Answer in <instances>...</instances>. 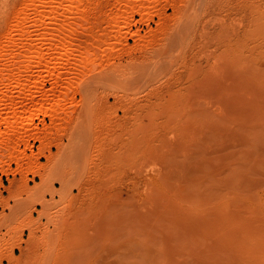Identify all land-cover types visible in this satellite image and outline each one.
Instances as JSON below:
<instances>
[{
    "label": "rangeland",
    "instance_id": "374dc122",
    "mask_svg": "<svg viewBox=\"0 0 264 264\" xmlns=\"http://www.w3.org/2000/svg\"><path fill=\"white\" fill-rule=\"evenodd\" d=\"M85 2L93 33L83 34L99 38V45L90 48L91 64L107 67L113 56L126 63L127 51L133 47L136 62L124 72L137 71L142 67L140 52L149 44V84L163 85V90L141 108L149 86H132L126 75L89 99L82 97L84 82L74 83L70 92L62 87L56 98H43L39 94L50 86L46 81L43 90L34 88L33 98L15 103L6 100L0 88V264H264V257L260 260L256 253L257 248L264 252L260 238L264 235L260 223L264 221V69L255 75L251 34L234 33L239 16L224 0L208 14H202L203 0ZM29 3L0 0V48L9 46L11 24ZM27 19L30 33L38 24ZM196 24L204 27L196 29ZM173 29L178 32L171 33ZM44 79L52 78L46 74ZM113 89L117 101L110 96ZM101 96L109 98V105L85 114L83 107ZM225 97L230 98L228 105L222 102ZM207 101L218 113L228 106L223 107L227 116L223 111L221 115L231 120L232 124L226 121L230 127L246 115V128H231L227 135L216 128L217 139L196 141L199 137L194 138L190 121L201 102ZM228 113L233 114L231 119ZM240 131L254 136L249 141ZM225 144L230 147L227 159ZM213 155L222 162L217 159V164V157L210 160ZM223 166L233 169L232 174ZM224 177L234 182L223 187ZM207 184L223 189H207ZM253 197L261 203L250 202ZM227 198L232 203L228 210L237 213H229L231 218L227 210L216 207Z\"/></svg>",
    "mask_w": 264,
    "mask_h": 264
},
{
    "label": "bare ground",
    "instance_id": "6f19581e",
    "mask_svg": "<svg viewBox=\"0 0 264 264\" xmlns=\"http://www.w3.org/2000/svg\"><path fill=\"white\" fill-rule=\"evenodd\" d=\"M85 1L86 0H31V3L27 4V7H25V9H22L18 13V15L16 16V18L13 21V24H11L12 25V28H11L12 31H10V33H8V35H7V42H8V45L10 46V47L8 46L9 49L7 47V44L2 45L0 48V51H1V56H0V88H2L3 92L6 93V95L3 94V96L5 97L6 100H11L14 103L16 100H21V101L22 100H29L35 96L34 95V88L38 89V90H43V87H44L46 81L50 82V86L47 89L43 90L42 94H39L40 97L56 98L60 95V93L62 91V87H65L66 91L70 92V90L73 89L74 83L84 82L86 86L83 88L82 97L89 99L93 96L94 97L97 96L100 93L99 91L101 89L115 85L123 75H126V77H128V80L130 81V84L132 86L139 85V84H140V87H142V88H146L149 86L146 89L145 94L141 98L142 102L139 103V106L141 108H146L149 102H151L153 99H156L157 97H159L161 91L163 90V85H158L156 88L150 87L151 84H149V83H150L151 79H149V77L147 76V73H146V70H147L146 65L151 61V58H152L151 57L152 50L150 49L149 44L145 45L144 48L140 52V54L142 56L141 57V59H142L141 66L142 67L138 68L137 71H133V72L131 71L130 73L124 72L125 69H128L131 65H133L136 62V55L133 54V53H135V52H133V50H134L133 47H131L127 51L128 57H127L126 63H123V64L119 63L118 61H116L115 56H113L112 61L109 63V65L107 67H103V66L97 67L94 64H91V63H94V61L91 58L90 48H92L94 46L97 47L99 45L97 43L99 38H97L95 35H93L91 37H87L86 35L83 34V33H93L92 27H91V24H90L89 18H88V16H90L89 15L90 13H88L89 11L87 12V4ZM220 1L222 2L223 0H203L204 8L202 9V11H203L202 14L205 11H206L205 14H208L207 11L214 9V8H211V7H213V5L214 6L218 5V4L220 5ZM224 1H228L229 6H230V12L239 16V22L237 24V28L235 29L234 33H250L251 34V39L253 40L252 45L250 47L251 54H252L251 58H252V61H254L257 65L256 69H255V75L259 76L262 72V69H264V0H224ZM27 18H31V20H33L34 23L38 24L37 28L36 29L32 28L33 31H30V33H27L29 31V29H27L25 26V24H26L25 21L28 20ZM114 23H117V17L114 19ZM114 25H116V24H114ZM195 26H196V29L197 28L199 29L200 27H204V24H201L199 26H198V24H196ZM80 27H81V29L78 31V29ZM13 30H15V31L13 32ZM177 32H178V30L175 31V29H173L171 31V33H177ZM12 33H14V34L16 33V35H12ZM111 47H114V46L111 45ZM46 74L51 76L52 79L45 80L44 75H46ZM76 78L78 80H76ZM15 88H19V92H15L14 91ZM131 88H133V87H131ZM259 90L261 92V87H259V88L257 87L255 89L256 92L257 91L259 92ZM256 92L254 94L258 93V92L257 93ZM110 96L113 97L114 101L118 100V95H117L116 90L113 89L112 92L110 93ZM0 98H1V95H0ZM225 99L226 100H224L222 102H225L226 103L225 105H228L230 98L225 97ZM94 101H95V104L90 102V103H88V105L86 107H83L85 114L88 115V113L91 112V109H95V108L102 109V108H105L109 105V98L106 96H101L100 98H96V100H94ZM22 102H24V101H22ZM209 102L208 101L207 102H201V105H199L196 108V112L191 118L190 122H191V126H192V131L195 133V134L193 133L195 135L194 138L197 136L199 137V138H195L196 141H200V137H201L200 142H201V144H204L203 143V142H205L204 140H206V141L208 140L205 138H210V139L216 138L217 139V135H216V131H215L216 128H218L219 130L221 129L223 132H225V130H226L225 135H227L228 134L227 132H229V131L232 132L231 128L232 129L236 128L237 130L241 129L242 131H243V129L246 128L245 126L249 123V121L247 123V116L246 115H245L246 117L244 116V118H246V120L239 116L238 118H240V119L238 120V122L233 127H230L229 125H227V122L229 123L231 120L227 121V117H226L227 114L224 113V109H223V107L225 105H223V107L221 108L222 109L221 112L223 111L222 112L223 116H224V114L226 115L225 117H223L221 115V112L220 113L216 112L217 109H214V107L212 106V103L211 102L209 103ZM239 105H241V103ZM245 105L246 104L241 105V107L244 106V108H246L247 105H246V107H245ZM225 107H228V106H225ZM25 108L26 107L23 106V110ZM217 108L220 111V106H217ZM244 108L241 110L239 109L241 112L240 113L241 115L243 112L242 110H244ZM83 109L79 113L80 116L84 115V114H82V113H84ZM227 109L228 110L230 109V112H231L232 108H227ZM18 112H20V110L16 111V113H18ZM232 112H234V114H238L237 113L238 111L236 112V111L232 110ZM231 113L230 114L228 113L229 117H230V115H233ZM229 119H231V117ZM112 124H113V122H112ZM229 124H232V123H229ZM228 126L230 127L229 129H228ZM249 126H250L249 128H251L252 125H249ZM254 128L252 127V129H254ZM247 130H248V128H247ZM247 130L245 132L250 133V130L249 131H247ZM259 130H261V129H259ZM242 131H240V132H242ZM256 132H258V131H256ZM262 132H264V131H262ZM262 132H261V134H262ZM199 133H202V135L204 134L206 137L203 136V138H204L203 139L202 135ZM248 133H246V135ZM243 134L245 135V133H243ZM261 134H260V136H262ZM199 135H201V136H199ZM244 135L242 137H244ZM246 135H245V137H246ZM248 136L249 135H247V137ZM252 136H254V135H251L250 137L252 138ZM258 136H259V134H258ZM242 137L241 138L239 137L238 139L241 140ZM250 137H248V140ZM230 138L231 137H229V139ZM232 138H234V136ZM253 138H255V137H253ZM197 139H199V140H197ZM257 139L259 140V138H256L254 141H256ZM248 140L246 138V141H248ZM244 141H245V139H244ZM17 142L18 141H15V143H17ZM241 142H242V140H241ZM196 143H198V142H196ZM227 143H229V142H227ZM232 143H234V142H232ZM198 144L200 145V143H198ZM198 144H195V145H198ZM226 145L227 144H225L224 146L226 147ZM240 146H241V144H240ZM242 146H243V144H242ZM242 146H241V148H244ZM252 146H253V144H252ZM225 147H223V148H224V151H225V149H227L226 150L227 152H225V153H227V154H225V156L227 155L225 157L227 159L228 158V149H230V147L229 146H227L228 148L227 147L225 148ZM245 151H246V148H245ZM39 152H41V151H39ZM220 152H222V151H220ZM243 152H244V150H243ZM241 154H243L242 151H241ZM249 154H253V153L249 152ZM203 157H200V159ZM215 157H217V158L215 159ZM221 157L223 158V155ZM197 158H195V160ZM245 158H247V157H244V159ZM214 159H215L216 163L219 164L217 159L220 160V158L218 156H214L213 159H210V160H214ZM226 159H225V162H226ZM222 160L224 161V158ZM228 160H227V162H228ZM233 161H235L234 163H236L238 160L237 161L233 160ZM197 162H198V160L195 161V163H197ZM202 162H203V160H202ZM207 164L209 165V164H211V162L210 163L207 162ZM245 164L246 163H244V165ZM212 165H213V163H212ZM227 165H230L229 162ZM227 165H225V166H227ZM231 166H233V165L231 164ZM208 167H210V165ZM215 168H217V167H215ZM222 168L224 169L225 167L223 166V167H221V169ZM201 169H203V168H201ZM221 169H220V171H221L220 173L224 174L225 171H227V170L229 171L230 168H228L226 170L224 169L225 170L224 172H222ZM238 169H240V166ZM231 170H233V169H231ZM231 170L228 172V174H230L232 172ZM236 170H237V168H236ZM216 171H217V169H216ZM216 171H214V172H216ZM243 171H245V170H243ZM236 172H238V171H236ZM246 172H247V170H246ZM210 173H212V172H210ZM241 174H243V172H241ZM244 174H245V172H244ZM244 174H243V176H244ZM239 175H237V176H239ZM240 176H242V175H240ZM239 177H237V178H239ZM205 178H206V176H205ZM212 178H214V176ZM216 178L219 179V177H216ZM224 179H226V178L224 177ZM229 179H231V177L228 178V180L226 179L227 181H223V183H222L223 187H224V184L227 183L228 181L234 182L233 179L232 180H229ZM234 179L237 180L236 178H234ZM213 182H214V180H212L211 183H213ZM42 183H43V181H42ZM229 184H227L228 188H229V186H228ZM207 185L209 186V184H207ZM214 185L209 186V187L207 186L205 188L211 189V188H213ZM204 186H206V185H204ZM232 186H233V183H232ZM241 186H242V184H241ZM214 187L219 189V190L223 189L222 186L221 187L220 186H218V187L214 186ZM220 188H222V189H220ZM228 188H226V189H228ZM229 190H230V188H229ZM209 191H211V190H209ZM232 191L233 190H231L229 192H232ZM243 191H244V187H243ZM215 192H217V190ZM246 193H245V195H246ZM249 193L247 194V197H248V195L250 196L252 192H249ZM226 194L227 193H225V195ZM233 194L235 195L234 192H233ZM240 194H241V192H240ZM240 194H239V196H240ZM243 194H244V192H243ZM201 195H202V193H201ZM205 195H206V193H205ZM222 196H223V194H222ZM206 197L205 198L203 197V198L206 199ZM240 197H244V196L242 195ZM245 197H244V200L247 199ZM255 197H256V195H255ZM255 197H253L254 199H249V201L251 202L253 200V202H254V200L256 198H258V197H256V198ZM262 197H264V196H262ZM212 198H213V196H212ZM218 198L220 199V197H218ZM233 199L234 198H232V201H233ZM227 200H230V199H228V198L225 199L223 201V204H221V202H222V200H221V202H219V204L216 205V207H219V205H220V209L222 207L224 210H227L228 214H229V213H232L229 211L232 208H230L228 210V208L231 207L229 205L232 203L227 201ZM239 200H240V198H239ZM262 200H264V199H262ZM216 201H219V200H216ZM242 201H243V199H242ZM256 203H257L256 205H258V203H261V202H260V200H257ZM246 204H248V203H246ZM256 209H258V208H256ZM216 210H217V208H216ZM212 211L215 212V210H211V212ZM221 212H222V210H221ZM221 212H219V213H221ZM250 212H251V209H250ZM262 212H264V211H262ZM209 213L206 212L207 217L213 216L212 213H210V215H209ZM224 213H226V212H224ZM233 213L236 216L237 213H235V212H233ZM254 213H255V211H254ZM248 214H250V213H248ZM241 215L242 214H240V216ZM259 215L260 214L256 215V216H258V219H259ZM230 216H231V214H229L228 217H230ZM242 216H244V214ZM237 217H235V218H237ZM251 217L254 219L253 216H251ZM210 218H212V217H210ZM255 218H256L255 220H257V217H255ZM260 218L262 219L261 215H260ZM204 219H207V218L204 217ZM226 219H228V218H226ZM229 219H228V221H229ZM261 219H259V221ZM215 220L217 221L216 217H215ZM237 220H235V221L237 222ZM246 220H244L243 222L248 223V222H246ZM249 220H252V219H249ZM255 220H254V222H253V220L251 222H253L254 225L256 226ZM216 221H214V222H216ZM230 222L232 223L231 220H230ZM262 222H264V221H262ZM262 222H260L261 226H264V223H262ZM250 223H249V225H250ZM216 224H217V222H216ZM216 224H215V228L218 229L216 227ZM240 225H242V224H240ZM240 225L238 224V226H240ZM251 225H250L249 229H251V227H252ZM217 226H219V225H217ZM243 226L244 225H242V227ZM255 226H253V228H255ZM261 226H260V228H261ZM245 227L246 226H244L243 228H245ZM239 228H241V227H239ZM260 228H259V230H260ZM262 228H264V227H262ZM236 229H237V226H236ZM236 229L234 231H236ZM261 231H264V230H261ZM237 232H238V230H237ZM253 232L254 231H252V234H253ZM254 233H256V232H254ZM214 234H216V233H214ZM244 234H245V232H244ZM256 234L258 235L259 233H256ZM253 235L255 236V234H253ZM258 236H260V235H258ZM228 237H229V235H228ZM260 238H264V235H262ZM230 239H231V237H230ZM235 240L237 241V239H235ZM246 240L247 239H245V242H246ZM240 242L242 243L243 241L242 240L239 241V245H240ZM257 243H255V244H257ZM261 243L264 244V242H261ZM223 244H224V242H223ZM257 246H259V244ZM250 247L252 248L251 245H250ZM262 247H264V246H262ZM241 248H243V247H241ZM254 248H255V246L253 247V249ZM257 249L259 251H257L256 253H258L257 255L261 254V257H259L261 260V258L264 257V252L261 253L260 249L259 248H257ZM247 250L248 249H246V251ZM250 250H252V249H250ZM236 251H238V248L236 249ZM246 251H244V252H246ZM253 251H256V250H252V252ZM239 252H240V249H239ZM229 253H230V251H229ZM216 256H217V254H216ZM217 257H216V259L214 258V260L220 259L219 257L217 259ZM235 257H236V255L234 256V254H233L234 259H235ZM245 257H243V258H245ZM254 257H256V256H254ZM210 258H213V257H210ZM259 258L257 256L256 259H259ZM249 259H250V257H249ZM251 261H252V259H251ZM262 261H264V258H262ZM224 262H226V261L224 260ZM216 264H218V263H216ZM257 264H259V263H257Z\"/></svg>",
    "mask_w": 264,
    "mask_h": 264
}]
</instances>
